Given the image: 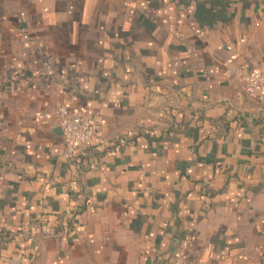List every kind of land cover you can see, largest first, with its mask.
Masks as SVG:
<instances>
[{
	"label": "crops",
	"instance_id": "obj_1",
	"mask_svg": "<svg viewBox=\"0 0 264 264\" xmlns=\"http://www.w3.org/2000/svg\"><path fill=\"white\" fill-rule=\"evenodd\" d=\"M263 67L264 0H0V264H264Z\"/></svg>",
	"mask_w": 264,
	"mask_h": 264
},
{
	"label": "built area",
	"instance_id": "obj_2",
	"mask_svg": "<svg viewBox=\"0 0 264 264\" xmlns=\"http://www.w3.org/2000/svg\"><path fill=\"white\" fill-rule=\"evenodd\" d=\"M233 58L234 56H231V59ZM239 73L247 94L255 99H263L264 67L247 72L242 68ZM54 114L62 131V141L66 148L67 156H74L78 146H86L91 142L96 134V123L88 112L72 110L64 104L57 105ZM36 117L44 120L47 118V114H41ZM89 208L92 209V207ZM172 257L171 264H193L179 250H175Z\"/></svg>",
	"mask_w": 264,
	"mask_h": 264
}]
</instances>
